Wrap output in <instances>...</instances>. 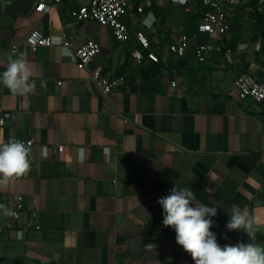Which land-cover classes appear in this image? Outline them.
Returning a JSON list of instances; mask_svg holds the SVG:
<instances>
[{"label": "crops", "instance_id": "crops-1", "mask_svg": "<svg viewBox=\"0 0 264 264\" xmlns=\"http://www.w3.org/2000/svg\"><path fill=\"white\" fill-rule=\"evenodd\" d=\"M40 1L53 6L38 10ZM83 2L0 0V73L23 53L36 85L27 97L0 85V105L11 113L0 140L33 141L30 171L0 187V203L11 208L22 195L19 223L36 224L19 237L6 226L13 218L0 214V264H194L157 202L176 185L217 208L210 231L222 247L251 242L226 228L233 205L257 219L254 242L264 245V111L234 84L241 72L264 81V1L235 0L230 28L207 33L197 29L201 0H131L124 41L107 24L76 19ZM33 29L54 42L31 49ZM137 29L157 61L132 56ZM181 33L192 45L230 46V59L223 51L204 61L172 53ZM88 38L101 45L90 67L126 78L107 94L71 56Z\"/></svg>", "mask_w": 264, "mask_h": 264}, {"label": "clouds", "instance_id": "clouds-1", "mask_svg": "<svg viewBox=\"0 0 264 264\" xmlns=\"http://www.w3.org/2000/svg\"><path fill=\"white\" fill-rule=\"evenodd\" d=\"M32 76V67L23 53L16 58L9 56L6 70L0 73V85L13 96L27 97L36 88ZM40 87L45 88L46 82L41 81ZM31 152V144L23 140L14 137L7 142L0 140V187L14 183L30 171ZM157 202L163 209V225L175 230L176 243L190 254L194 264H264V245L254 242L259 230L258 221L247 209L233 205L230 212L227 211L226 228L228 231L243 230L251 242L222 247L217 243L216 234L210 231L217 208L197 202L189 187L176 185L170 194ZM0 214L5 217L17 215L3 203H0Z\"/></svg>", "mask_w": 264, "mask_h": 264}, {"label": "built area", "instance_id": "built-area-1", "mask_svg": "<svg viewBox=\"0 0 264 264\" xmlns=\"http://www.w3.org/2000/svg\"><path fill=\"white\" fill-rule=\"evenodd\" d=\"M59 0H55L57 2ZM131 0H84V2L72 11L73 16L80 21L96 20L100 23L107 24L112 28L115 37L124 41L131 37L132 30L124 16L127 13V8ZM202 15L201 20L197 25V29L207 33H225L230 28L229 10L235 0H201ZM263 2L264 0H259ZM53 6V2L40 1L36 5V9L41 11H49ZM142 10V6H138ZM137 45L132 49V56L137 61H142L145 56L153 60H158V56L151 50L149 37L145 30L137 29L134 33ZM58 42L65 43L66 32L59 33ZM26 42L33 50L41 45H51L54 42V37L43 33L39 29H33L29 32ZM169 50L178 55L184 56L189 51L195 55L199 61H204L207 54L213 51H223L230 59L232 48L211 42H198L191 44L190 38L186 33H181L175 40L169 43ZM100 43L92 38L86 39L81 45L75 47L71 51V56L77 66L82 69H87L90 78L105 94L109 93L114 88L125 83V76L122 74H107L101 66L94 68L90 67L92 59L100 52ZM146 51V52H145ZM175 83V82H174ZM234 84L238 90L240 98L252 97L262 105L264 111V81L258 80L250 72H241L235 79ZM11 113L5 105H0V134L3 125L9 119ZM32 139H28L26 143H32ZM22 195L17 197L16 202L11 207L17 215L12 217V221L8 222V228H16L19 237L23 231L35 227L36 224L27 219L23 223L20 222L22 214ZM35 215V212L32 213Z\"/></svg>", "mask_w": 264, "mask_h": 264}]
</instances>
